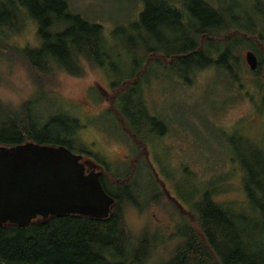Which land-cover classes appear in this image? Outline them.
<instances>
[{
    "label": "rangeland",
    "instance_id": "rangeland-1",
    "mask_svg": "<svg viewBox=\"0 0 264 264\" xmlns=\"http://www.w3.org/2000/svg\"><path fill=\"white\" fill-rule=\"evenodd\" d=\"M8 1L18 2L0 0L4 15L12 13ZM67 1L72 13L103 27L110 42L109 57L101 67L84 63L85 75L81 77L58 73L48 84L45 98L36 100V85L22 62L0 55V99L13 107L36 100L34 110L40 116L48 112L73 115L81 125L78 133L71 137L74 132L66 127L59 138L71 141L74 153H104L114 161L109 163L110 172L132 178L134 189L138 188L139 207L126 211V221L133 235L146 233L152 240L154 252L148 264L169 256L181 242L182 230L193 224V206L207 197L223 203L238 218L243 216L244 220L236 219V223L249 250L264 255V233L257 231L262 224L254 211H239L248 208L244 177L251 175L253 183L254 172L264 167V48H260L255 37L248 38L251 45L244 42L236 46V55L244 67L243 72L237 71V79L231 75L232 70L228 74L224 67L215 66L192 70L187 74L189 78L183 79L171 70V59L158 55L144 63L143 53L191 43L193 31L188 25L176 32L173 28L171 38L170 32L161 27L148 31L135 25L143 10L139 0ZM204 1L222 10L220 31L232 24V17H242L246 27H251L253 18L264 17V0ZM22 12L26 14L24 9ZM1 24L4 32L12 29V20L4 18ZM21 26L19 32H11L8 45L39 47L37 24L27 18ZM259 26L264 36V20ZM177 40L181 43L176 44ZM258 48L260 51L254 50ZM247 51L255 52L262 63L260 70L259 66L256 69L258 74L245 60ZM139 62L138 68L144 69L138 78L140 92L152 116L159 120L154 127L156 137L143 135L148 150L138 149L137 143L142 146L143 142H136L134 132L122 122L115 108L118 96L122 98L121 111L130 107L128 92L122 91L135 83L134 64ZM186 69L182 67L181 71ZM126 79L127 84L121 86ZM257 180L260 187L264 185Z\"/></svg>",
    "mask_w": 264,
    "mask_h": 264
},
{
    "label": "trees",
    "instance_id": "trees-1",
    "mask_svg": "<svg viewBox=\"0 0 264 264\" xmlns=\"http://www.w3.org/2000/svg\"><path fill=\"white\" fill-rule=\"evenodd\" d=\"M17 1L6 2L12 11L10 15H4L6 12L2 10L3 4L0 2V55L6 54L10 60L22 62L36 85V100L46 96L48 84L53 82L58 73L81 77L85 75L82 67L84 63L101 67L109 57L110 42L108 44L103 27L72 13L67 0ZM139 1L143 3V10L135 25L148 31L161 27L170 32L171 38L174 37V29L176 32L187 25L188 29L192 28L194 39L191 43L182 45L179 44L181 40H177L175 43L179 45L171 50L153 48L143 53L144 63L158 55L166 60L171 59V70L183 79H188L192 70L213 66L224 67L228 74L232 70L231 75L235 77L238 70L244 71L243 61L235 52L236 46L244 42L251 45L248 38L255 37L260 48H264V36L259 26L264 17L250 20L251 27L242 24V17H232V24H227L224 31H220L219 25L224 16L222 10L204 0ZM4 18L13 23L8 33L1 29V20ZM27 18L38 26L39 47L17 48L8 45L7 39L11 32H19L23 20ZM260 48L254 50L260 51ZM201 60L204 61L200 63ZM141 62L134 64L136 72L132 78L135 83L124 87L122 91V94L128 92L130 107L123 112L119 107L121 96L115 101L122 122L134 132L136 142H143L142 146L137 143L140 150L146 146L142 131L148 133L152 128L155 131L154 127L159 124L140 92L142 89L138 85V78L144 70L138 68ZM258 66L260 70V61ZM182 67L187 68V71L182 72ZM127 81L124 80L120 85L124 86ZM144 84L145 81L142 87ZM36 100L13 107L0 99V146L12 147L32 142L63 145L73 151L71 141L60 139L59 136L66 127L74 132L71 137L75 136L81 128L77 118L48 112L45 114L48 118L45 119V115L35 113ZM160 122L165 123L163 120ZM250 170L246 169L248 173ZM253 177V183L251 175L244 177L248 208L242 207L239 211L242 214L244 210L254 211L262 224V228L257 231L263 235L264 185L260 187L257 179L264 182V167L258 173L255 171ZM115 178H120L121 184L116 188L111 187L112 190L105 182H101L106 193L115 199L107 219L78 215L51 217L47 220L38 217L26 228L10 223L0 227V264H148L154 252L152 240L146 233L133 235L126 221V211L130 207H139L138 199L131 193L133 185L129 178ZM194 206L191 213L194 225L182 230L181 242L166 259L151 264H264V255L255 249L254 253L249 250L244 233L237 226L239 223H236V219L244 220L243 216L238 218L233 210L210 197Z\"/></svg>",
    "mask_w": 264,
    "mask_h": 264
},
{
    "label": "water",
    "instance_id": "water-1",
    "mask_svg": "<svg viewBox=\"0 0 264 264\" xmlns=\"http://www.w3.org/2000/svg\"><path fill=\"white\" fill-rule=\"evenodd\" d=\"M245 60L257 69L254 52L248 51ZM81 160L63 145L0 146V227L26 228L38 217L107 219L115 199L104 190L100 173L88 172Z\"/></svg>",
    "mask_w": 264,
    "mask_h": 264
},
{
    "label": "flooded vegetation",
    "instance_id": "flooded-vegetation-1",
    "mask_svg": "<svg viewBox=\"0 0 264 264\" xmlns=\"http://www.w3.org/2000/svg\"><path fill=\"white\" fill-rule=\"evenodd\" d=\"M258 62H259V59H258ZM142 82H144L143 79H142ZM133 83L134 82H132L131 84H128V86L132 85ZM145 134H151L154 137H156L153 128L148 133L142 131V136ZM144 149L148 150L150 148L147 146H144ZM83 152L84 153H78V154L82 155L81 162L84 164L88 172L95 171V172L100 173V181L105 182L107 186L116 188L119 184H121V182L119 181L120 178L119 179L115 178V176L119 177L121 175H116L109 171V165H110L109 163L111 162L114 163V161H112L107 155H105L104 153H99V152L98 154H93L92 152H89V151H83ZM130 183L133 185V189L131 193H133L136 197V190H138L137 187L136 189H134V186L136 185V183L132 180V178L130 179Z\"/></svg>",
    "mask_w": 264,
    "mask_h": 264
}]
</instances>
